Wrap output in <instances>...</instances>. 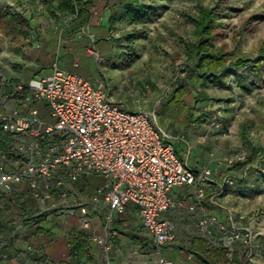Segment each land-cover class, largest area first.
Here are the masks:
<instances>
[{
  "label": "built area",
  "instance_id": "built-area-1",
  "mask_svg": "<svg viewBox=\"0 0 264 264\" xmlns=\"http://www.w3.org/2000/svg\"><path fill=\"white\" fill-rule=\"evenodd\" d=\"M91 41L87 54L99 60L95 41ZM41 101L50 105L53 123L41 121L36 108ZM217 117L220 127L219 113ZM155 119L154 112L130 111L111 102L101 76L91 82L56 64L46 77L27 83L0 78V200L26 192L39 212L75 219L76 230L104 254L103 264H112L110 251L117 234L113 225L121 222L128 228L132 221L149 238L140 242L153 264H178L165 257V250L177 241L175 226L166 215L184 207L194 216L198 236L222 252L224 264H235L238 245L244 248L239 260L243 257L253 264L252 231L242 228L229 210L224 225L202 203L212 169L208 165L199 170L190 167L187 146L182 161ZM246 161L244 152H235L224 163L232 167ZM91 176L103 182L91 196H81L77 186ZM233 184L234 178L224 176L211 205L224 209L214 199ZM186 189L193 193L184 202ZM129 203L133 209L127 212ZM93 212L103 213L99 227ZM127 215L129 220H124ZM194 257L188 255L189 260Z\"/></svg>",
  "mask_w": 264,
  "mask_h": 264
},
{
  "label": "rangeland",
  "instance_id": "rangeland-1",
  "mask_svg": "<svg viewBox=\"0 0 264 264\" xmlns=\"http://www.w3.org/2000/svg\"><path fill=\"white\" fill-rule=\"evenodd\" d=\"M92 1L96 9L90 14L88 26L79 32L80 37L78 34L74 36V39L83 41L74 49L82 62V68L74 72L91 82L101 76L106 81L111 102L130 111L142 108L154 112L156 123L168 134L182 161L187 157V146L190 148L187 159L190 167L199 170L208 165L212 169L213 178L206 188L202 203L224 225L227 220L222 210H229L242 228H249L254 236L255 246L252 263L264 264V78L254 79L249 67L237 72L232 64L237 58L255 59L264 49V0H225L221 3L218 0H143L154 8L144 22L130 25L117 15L114 29L106 34V38L113 41L119 39L121 46L129 34H134L137 39L130 50L114 44L105 49L104 54H100L99 60L88 55L86 48L93 45L91 39H99L92 28L99 29L102 25L108 28L110 15L105 0ZM217 3L222 27L217 30L214 44L231 54L227 58L229 73L226 83H207L202 90L208 100L195 101L180 92L176 95L175 102H172L171 95L177 85L184 84L187 92L195 97L193 88H198L200 84L197 77L193 78L192 83L188 84L186 81L190 68L185 62L183 44L193 39L189 16H194L201 6L214 7ZM0 8L18 18V31L8 22L1 24L0 48L5 51L15 47L18 50H30V37L33 33L38 35L40 44H43L44 38L50 45H62V39L67 38L65 31L74 28L64 15L56 13V5L49 4L46 0H0ZM29 21L30 24H26ZM15 33L17 35L14 37ZM94 48L98 50L97 45ZM120 51L131 54L130 59H126L128 55L124 58L119 56ZM54 64L61 68L56 53L51 60L43 61L39 68L45 72L51 70ZM237 76L247 79L251 86L249 92L238 90ZM36 108L41 121L53 123L51 108L47 102H39ZM218 113L222 117L220 127L216 126ZM253 151L256 152L254 156ZM235 152L251 156L250 161L246 165L227 167L224 160ZM226 175L234 178V184L224 187L223 192L214 199L224 208L219 209L211 205L210 199L220 193L217 184H221ZM192 191L185 190L184 202L189 201ZM90 193L86 192V195H91ZM132 209L131 203L126 205L127 212ZM167 217L175 226L177 241L174 246L165 250V257L178 264L203 263L198 257L196 262L187 260L191 240L198 237L194 216L183 207L169 212ZM61 220L67 224L75 222V219ZM15 221V217H9L5 230L14 225ZM20 224L22 227L27 226L24 220ZM51 225L59 227L60 224L52 221ZM23 232L26 233L24 230ZM23 232L21 237L24 236ZM123 235L128 240L132 237L129 233ZM139 236L145 241L149 240L143 230L139 232ZM35 242L37 246L39 241L34 240L33 243ZM219 253L220 259H210V264H224L222 252ZM238 254H244L241 245L237 246V257ZM243 259L238 258V263L235 264H250ZM144 263L153 264L149 259H145Z\"/></svg>",
  "mask_w": 264,
  "mask_h": 264
},
{
  "label": "trees",
  "instance_id": "trees-1",
  "mask_svg": "<svg viewBox=\"0 0 264 264\" xmlns=\"http://www.w3.org/2000/svg\"><path fill=\"white\" fill-rule=\"evenodd\" d=\"M225 0H218L222 2ZM50 4H56V9L62 15H64L69 23L74 28H70L68 32L65 31L66 37L70 40L75 35L81 32L82 28L88 26L90 20V14L95 9V3L92 0H47ZM106 8L109 12L108 31L111 32L117 23V15L121 20L127 21L130 25L141 24L152 13L154 8L143 0H105ZM218 3L214 7H199L198 12L194 16H189L193 27V39L183 44L184 58L187 66L190 68L187 72L186 81L192 83L193 78L197 77L200 81L198 88H193L196 96L193 97L187 92V87L184 84H179L173 90L171 95V101L175 102V97L178 93L184 92L187 97L195 99V101H205L208 97L203 92V88L207 83L224 84L228 75V60L227 58L231 54L225 52L222 48H217L215 43L217 37V30L222 27L220 22V15L217 13ZM4 13L0 10V17ZM137 39L134 34H129L125 39V43L121 46V41H113L111 38H106L104 32H102L100 39L95 41V46L98 47V54H104L105 49H109L114 44H119V47H125L127 50L132 47V43ZM126 59H130L131 54H124L120 51L119 56H127ZM235 71L239 72L249 67L254 76V79L261 80L264 78V49H262L258 57L255 59L237 58L233 63ZM236 85L239 91L245 93L251 90V86L248 84L247 79L243 76L236 77ZM231 89V88H230ZM171 102V103H172ZM181 101H176V103ZM182 109V104L180 105ZM204 115H200L203 117ZM191 114L188 116L190 121ZM199 117V118H200ZM222 117L219 118L221 125ZM176 148V147H175ZM176 151L178 152L177 148ZM179 153V152H178ZM253 151V156L255 155ZM247 156V154H246ZM251 156H247L245 163H237L234 166L246 165L250 161ZM27 201L20 203L13 198V195L3 197L0 200V250L7 248L21 234V222L25 221V224L30 220L25 218V206ZM9 217H15V224L9 229L5 230L7 219ZM167 217V215H166ZM168 218V217H167ZM35 219L33 218V221ZM68 245L70 247V256L67 264H85L83 260L87 254V242L86 239L79 233H70L68 236ZM189 252L195 257L201 258L202 264H210L211 260L220 259V253L218 250H214L207 246L206 242L199 236L193 238L188 248ZM208 254V258L204 255ZM235 263H238L237 255L234 258ZM89 264V263H86Z\"/></svg>",
  "mask_w": 264,
  "mask_h": 264
},
{
  "label": "crops",
  "instance_id": "crops-1",
  "mask_svg": "<svg viewBox=\"0 0 264 264\" xmlns=\"http://www.w3.org/2000/svg\"><path fill=\"white\" fill-rule=\"evenodd\" d=\"M54 5L56 4L54 3ZM0 10L4 13V15L0 17L1 41V24L8 22L13 26L15 31H18V18L7 14L2 8H0ZM56 13L61 14L58 10ZM26 24H30V21ZM19 30L21 31V29ZM107 31L108 28H105L104 25L100 26L99 29L92 28V32L98 34L99 39L102 32H104L106 36V34H108ZM33 34L34 35L30 37L31 48L28 51H25L23 48L18 50L16 47L8 51L0 48V78L13 83H27L31 79L46 77L49 75L50 69L42 72L39 66L46 59L51 60L55 53L59 58L61 69L73 73H75V70H81L82 62L79 61V58L74 53V49L83 41H78L74 38L69 40L66 38V40L62 39V45L61 43L50 45L49 42H45L43 38L44 42L40 44L38 35L36 33ZM16 35L17 33L14 34V37ZM23 35L26 34L24 33ZM37 45H39V48L36 47ZM79 76L83 77L82 75ZM102 182L103 180L100 177H88L87 180L81 182L77 186L79 194L84 197L91 196L95 188L101 185ZM86 192H91V195H86ZM183 194L185 195V191ZM184 195L182 197H185ZM13 198L20 203L27 201V205L24 204L26 212L25 218L30 221L26 223L27 226L21 228V234L23 230L26 232H23L24 236L21 237V234L18 235L9 247L0 250V264H67L70 256V247L67 240L68 236L72 232L79 233L76 230L75 222L67 224L61 219L52 217L49 212H39L37 203L26 192L13 194ZM56 200L58 204L64 203L62 199ZM222 212L226 215L225 211L222 210ZM92 216L95 218L96 225L99 227L102 223L103 213L93 212ZM33 218L35 219L34 221ZM123 219L129 220V216L127 215ZM52 221L55 222V224H60L59 227H53L51 225ZM113 229L117 234L112 240V248L110 251L111 263L135 264L134 262H139V264H145L144 260L149 259V257L148 251L145 250V247H143L140 242L141 236H139V232L142 231V229L139 223L132 221L128 228H123L121 222H116L113 225ZM123 233L132 234V237L128 240ZM80 235L86 239L83 234ZM34 240L39 241L37 246L36 242L33 243ZM86 242L88 248L83 263L103 264L104 254L100 249L91 245L87 239ZM239 255L241 254H238V258ZM187 260L188 262L197 261L196 257L192 260H189L187 257ZM199 264L202 263L200 262Z\"/></svg>",
  "mask_w": 264,
  "mask_h": 264
}]
</instances>
